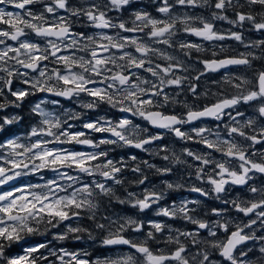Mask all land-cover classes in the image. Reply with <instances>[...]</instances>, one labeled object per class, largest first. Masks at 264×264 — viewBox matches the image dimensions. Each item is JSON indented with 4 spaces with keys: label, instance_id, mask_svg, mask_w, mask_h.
Masks as SVG:
<instances>
[{
    "label": "snow or ice",
    "instance_id": "obj_1",
    "mask_svg": "<svg viewBox=\"0 0 264 264\" xmlns=\"http://www.w3.org/2000/svg\"><path fill=\"white\" fill-rule=\"evenodd\" d=\"M246 2L264 6V0ZM132 3L133 0H90L87 6L84 3L73 6L70 0H0L3 5L0 7V25L3 26L0 27V96H4L7 89L15 98L13 101L5 99L0 103V110L10 105L19 108L26 97L44 93L46 97L76 99L78 102L83 95L90 98L81 102L85 109L95 110L108 105L120 113L138 116L180 140L203 145V152L185 148L184 153L198 162L195 179L210 184L211 188L205 190L193 185L190 191L204 197L215 194L217 200L231 205L237 213L249 219L236 223L227 219H216L211 223L197 219L190 215L194 209L189 207L199 203L195 200L160 207L156 215L169 218L181 215L196 225L197 231L175 230V234H171L173 229L156 220L147 221L149 230L145 231V222L130 216L98 215L102 204L106 207L113 200L144 211L159 204L165 196L164 190L158 192L150 188H145L142 196L135 192H127V199L117 196L115 186L124 183L120 174L127 164L123 159L114 161L101 145L119 144L149 151L146 146L162 140L164 135L153 133L140 138V132L148 130L140 129L127 115L117 121L99 116L82 124L87 131L73 130L76 126L70 121L79 120L81 113L47 110V105L59 106L60 100L45 98L31 108L39 119L23 135L0 137V186L29 174L54 173L43 184L0 191V264H40L48 261L49 256H55L59 264H217L210 258L208 249L218 251L228 264H254L251 260L241 259L253 251L252 247L246 250L240 247L249 241L259 242L258 251L264 254V235L257 236L254 227L258 225L264 229V186L250 183L256 174L264 175V151L256 149L257 145L264 146V70L254 72L251 78L226 71L221 80L234 92L227 95L215 93L216 101L202 109L178 99L185 85H188L187 91L198 98L194 81L232 66L252 68V61L264 57V52L261 56L248 51L222 59H202L199 62L203 70L190 78L187 73L191 66L176 54L177 50L183 57H190L193 50L203 52L205 49L199 43L174 39L182 32L203 41L232 39L245 48H261L264 39L245 43L241 32L229 30L222 33L212 21L227 20L241 28L248 22L255 31L264 32V15L258 20L250 12L236 11L235 19L229 20L227 15L221 14L229 8H243L239 0L235 5L233 0H216L214 8L219 11L213 12L210 20L173 11L176 6H208L209 0H159L156 7L161 14L159 18L140 10L133 12L130 20L109 15L113 11L126 10ZM9 5L18 11H7ZM32 5L42 7L34 11ZM81 18L96 31H75ZM220 51L225 49L221 47ZM212 56H217V52L213 51ZM14 79L28 87L13 90ZM167 89L176 91L170 94ZM177 104H182L186 112L166 114L161 111ZM241 105L254 108V113L247 115L240 110ZM21 119L18 115L0 117V133L10 131L7 126ZM204 119L221 123L215 128L201 126L182 130L183 126ZM92 133H107L114 139L94 140ZM70 145L100 150L66 147ZM162 150L167 151V148ZM130 159L135 161L137 157L131 156ZM162 159L169 161L170 157L164 155ZM173 162L186 164L179 157ZM143 163L161 175L173 171L167 166L156 167L148 161ZM132 171L141 174L137 181L140 185L149 179L139 164ZM163 183L168 190L184 187L167 180ZM236 186H246L253 198L227 199L228 192ZM211 211L216 217H223L228 209L213 208ZM83 219L92 221L94 230L104 234L100 241L102 246H126L128 251L115 258L93 260L89 259L91 254L88 252L66 249H60L59 255L55 250L44 255L40 249H47L48 244L38 243L22 246L23 254L20 255L7 253L14 243H27L29 236L43 235L60 228L64 222ZM199 230H206L207 237L199 238ZM166 231L169 234L162 238L163 243L175 245V248L170 251L154 248L153 243H161L156 234ZM130 232L141 234L143 238L130 235ZM219 232L224 233L223 239ZM75 233H87L91 240L96 238L89 228L80 224L73 226L72 223H67L65 230L53 238L65 240L69 234ZM181 237L190 238V243L201 246V249L189 256V248ZM75 239L81 237L77 235Z\"/></svg>",
    "mask_w": 264,
    "mask_h": 264
},
{
    "label": "flooded vegetation",
    "instance_id": "obj_2",
    "mask_svg": "<svg viewBox=\"0 0 264 264\" xmlns=\"http://www.w3.org/2000/svg\"><path fill=\"white\" fill-rule=\"evenodd\" d=\"M257 6V5H254ZM262 10H264V6H258ZM245 11L244 12H250L251 14L254 13V11H251L249 8V4L247 2L244 3ZM233 10V8H231ZM233 11H231V14ZM75 31H86L89 32L93 29H75ZM197 38V37H196ZM197 41H194L195 43L202 44L205 51L203 52H196L195 50L192 51V58L187 60V62L190 64V72L187 73L189 77H194L198 74V71L203 70V65L199 62L202 59H222L227 56H235L241 53V51L245 50H253V48H245L242 44L240 48H235L234 46H231L229 42H226L225 44L218 46L215 42L217 41H203L200 38H197ZM235 43V42H234ZM223 47L225 49L224 52L220 51V48ZM238 51H236V50ZM241 50V51H240ZM217 52V56L213 57L212 52ZM253 52V51H252ZM264 52V46L261 47V51L259 52V55L261 56V53ZM257 67H263L264 70V57L261 59L253 60L252 61V68L255 69ZM247 66H233L228 70H221L218 73H209L207 76L202 77L200 81H194L197 84V94L198 98L193 96L191 92L187 91L186 85L185 90L182 92L184 94H187L186 97L182 95V101L187 102L188 104L192 105L196 109H202L205 105H210L211 103L215 102L217 99V96L214 95L215 93H224V94H231L234 92V89L231 88L230 85H227L223 82H221L222 76L225 74L226 71L230 72L233 75H244V76H250V73L254 71H247ZM197 69V70H196ZM194 75V76H193ZM214 81H219V83H214ZM188 86V85H187ZM204 93H207V95H204ZM51 99H59L60 102H64V98H58V97H52ZM67 100V99H66ZM69 101V100H67ZM68 106V105H67ZM29 108V107H28ZM240 110L244 111L247 115H252L254 113V108H250L248 106L241 105ZM161 111H164L166 114H181L186 112V109L183 108L182 104L177 105H169L165 109H161ZM130 119H134V123L140 126V129H147V132H140V138H143L147 135L153 134V133H163L164 138L160 141H155L151 145H147L146 147L149 149V151H143L141 149H136L134 147L129 146H121V145H102V150L109 151L110 158H112L114 161H118L123 159L127 167L125 170L120 174L121 178L124 180V183L122 185L115 186L116 188V195L119 196L121 199H127V192H135L137 195L143 194L144 187H146L148 184H156L160 181L159 173L156 172L155 168L149 169L143 161H148L150 164L158 166L160 165H166L167 167H170L173 169L172 173H169L167 175H164V180L166 179L168 182L172 183H180L183 184L184 187L179 189H172L168 190L166 189L164 183H161V190H164L166 193V206L171 207L172 205H180V199L183 195H188V200L199 201L197 204H191L189 205L190 208L194 209L193 212L190 214H193L197 217V219H201L204 221H207L211 223L212 221L216 219H227L232 220L233 223L240 222V221H247L248 217H244L242 214L237 213L231 205H225L222 200H217L215 198V194L210 193L208 197L201 196L199 193H195L190 191V187L195 185L197 187H201L205 190H209L211 188V185L206 182L197 181L195 179V167L198 165V162L194 161L191 157H188L186 153H184V149L188 148L195 152H203L205 151L204 146L195 143L194 141H183L179 138L175 137L174 134L167 132L163 129H157L151 126L147 121H144L143 119H139L138 117H133L131 114H128ZM227 118H225V121ZM34 122V120H32ZM221 122L212 120V119H204L200 121H195L192 124L183 126L182 130H189L192 127H201V126H208L215 128L217 124ZM18 126H20V129L18 131L19 134H24L26 130L28 129L26 127L27 122L21 120L18 123ZM16 124H13L10 127V131H5L4 133H0V137H10L12 134L16 132L15 128ZM66 147H74L76 150H83L85 147L87 148V151H95L97 149H92L87 146H81V145H70ZM167 148V151H164L162 149ZM256 149L264 151V146L257 145ZM84 151V150H83ZM158 153V154H157ZM164 155H168L170 157L169 161H164L162 157ZM131 156H136L137 160L133 161L130 159ZM176 157H179L180 160L186 161V164H176L173 161ZM258 159V157H257ZM139 164L140 168L143 170V173L149 177V179L145 182V184L140 185L137 183L138 179L140 178V173H135L132 171L133 168H135ZM191 165V167H188ZM191 174V176H189ZM24 177L18 181L14 180L10 184H16L17 182L21 184H26V181L23 180ZM23 181V182H22ZM250 183H253L257 186H264V175L262 174H256L254 176V179L250 181ZM224 196V194H221ZM193 198V199H192ZM227 199H251L252 194L248 193L246 190V186L240 187L236 186L231 188V190L228 192ZM153 207V206H152ZM151 207V208H152ZM151 208L146 209L144 211H140L138 208L132 207L130 204H119L115 200H113L110 204H107L105 207L103 204L101 206V210L103 211V214H109L113 213L120 217H132L133 219H138L145 222V231L149 230V227L147 226V221L151 219L150 215L148 214ZM213 208H227L228 211L224 214L223 217H216L212 213ZM175 218H169L166 217V224H170L172 222L177 223L181 219ZM170 222V223H169ZM80 226L89 228L90 230L93 229V235L96 237L95 240H91L88 238L87 233H75V234H69V237L65 240H63L62 245L66 247L65 249L68 251H78V252H88L90 253L89 259H96V258H106V257H112L115 258L116 255L127 252L128 248L126 246H119V247H105L102 246L100 243L103 233H98L97 230H94V225L92 223V226L90 227L88 224L86 225L85 222H80ZM256 228V234L257 236L264 235V229H260L257 226H254ZM173 232L171 234H175L176 228H172ZM188 229L190 231L197 229L196 225L188 224ZM179 231L181 230V227L179 226ZM200 236L207 237V231L206 230H199ZM248 231V230H246ZM166 235L169 234L167 231L165 232ZM133 236H140V238H143L141 234H134L129 233ZM79 235L81 239L77 240L75 239V236ZM218 235L221 239L224 238V233L219 232ZM45 240L44 237L41 236H34L31 239H27V243H24V247L29 246L34 241H42ZM51 241V246H53V237H51L48 240L45 241ZM72 241H75L72 242ZM41 243V242H40ZM151 243V242H150ZM253 242L249 241L246 245H241V248H245L248 245L252 244ZM59 246V244H57ZM152 246L154 248L165 246L163 242L160 244L153 243ZM175 245H166L165 251H170L174 249ZM200 250V248H199ZM198 250V251H199ZM213 253H211V257H214V259L221 258L223 262L224 259L219 255V252L213 249ZM239 251V249L237 250ZM57 254L59 255L60 252L57 251ZM189 255L192 254V252L188 253ZM251 255V254H250ZM53 256L52 258H54ZM251 257V256H250ZM57 259V258H56ZM51 259V264H59L58 262H55V260ZM228 263V262H226Z\"/></svg>",
    "mask_w": 264,
    "mask_h": 264
},
{
    "label": "rangeland",
    "instance_id": "obj_3",
    "mask_svg": "<svg viewBox=\"0 0 264 264\" xmlns=\"http://www.w3.org/2000/svg\"><path fill=\"white\" fill-rule=\"evenodd\" d=\"M70 2L73 4V6H79L81 3H84L85 6H87V3L90 2V0H70ZM158 2H159V0H133V3L131 5H129L126 10H122L121 12L113 11V12H110L109 15L112 16V17L119 18V19L130 20L132 18V13L135 12V11L140 10V11H147V12L151 13L153 16H156V17L159 18L161 14H159L156 11V7L158 5ZM170 2H171V0H170ZM215 2H216V0H209L208 6L195 7V8H193V7L176 6L173 9V11L175 13H177V14L188 13L189 15L202 16L205 19H209L210 20L211 19V14L213 12L219 11V10H216L214 8ZM236 2H237V0H233V4L234 5L236 4ZM245 2H246V0H239V3L242 4V5H244ZM2 6L3 5H0V7H2ZM30 7H32V9L35 11V10L40 9L42 7V5H32ZM249 8H250L251 11H254V13H252V14L255 15L258 20L260 19L259 16L264 15L262 10L259 9V7H256L254 5H249ZM6 10L7 11H13V12L18 11L17 9H15L11 5L7 6ZM61 14H64V13H61ZM227 14L229 15L228 12H227ZM73 19H75V18H73ZM83 19L84 18H81V21L78 22L75 25V29H93V28L89 27L87 24H85L83 22ZM230 20H232V19H230ZM212 22L214 23L216 29H218L222 33H227L229 30L241 32L243 34L245 43L255 42V41L264 39V32L255 31L248 22H245V25H244L243 28H241L239 25H232L227 20H214ZM0 27H3V26L0 25ZM94 31H96V30L93 29V30L89 31L88 33H92ZM174 39H176V40H188V41H191V42H194V41L198 40L196 37L189 36V35L184 34L182 32L178 33L177 36ZM226 42H229V44L231 46H234L235 48H240L241 45H242L240 42H237V41L232 40V39H226V40H223V41H217L215 43L218 46H221V45L225 44ZM169 51H172V50L170 49ZM248 51H251V52L253 51V53H255V55H259V52L261 51V48H253V50H248ZM248 51L247 50L241 51V53L248 52ZM176 54L180 55L181 59H184L186 61L192 58V55L190 57H183V55L181 53H179L178 50H177ZM246 70L247 71L253 70L254 72H256V71L263 70V67H257L255 69L247 68ZM197 72H199V71L197 70ZM253 74L254 73L251 72L249 78H251L253 76ZM12 87H13V90H15L17 88H26L28 86L24 85L19 80H15L14 79ZM186 87H188V86L186 85ZM185 89L186 88L184 86V90ZM167 91H169L170 94H174L176 90L175 89H167ZM182 95H184L186 97L187 94H184V93L181 92L180 96L178 97V99L180 101H182ZM45 98L51 99L52 97L51 96H47L46 97V95L44 93H36L35 95H30V96L25 98V100L22 102V104H21V106L19 108H16V107L10 105L9 107H7L4 110H0V117L6 116V115L7 116L18 115V116L22 117L21 120L27 122L26 127L29 128L30 125H34L39 119L37 116H35L31 112V108L33 107V105L35 103H37L41 99H45ZM5 99H7V101H13L15 99L14 97H12L8 93L7 89H5L4 96H0V103H4ZM89 99L90 98L85 97V96L82 95V97L80 98V102H78L76 99L69 100V101L64 99V102H66V104L60 102L59 106L47 105L46 108H47V110H55L57 112H63L65 110H70L71 112H79V113H81V118L79 120L70 121V123H72V124H74L76 126L73 130H84L82 128V124L84 122H86L88 120H94V119H96L99 116H104L106 119H109V120H112V121H117L118 119L122 118L125 115H127L129 117L128 114L120 113L119 111H117L115 109H111L108 105H101L100 107H98L95 110H90V109L83 108L81 106V102H87V100H89ZM138 118L141 119L140 117H138ZM32 120H34V122H32ZM132 120L135 121L134 119H132ZM11 126L12 125L7 126V128L10 129ZM15 128H16V132L14 134H19L18 131L20 129V126H18L17 123H16ZM84 131H87V130H84ZM19 135H23V134H19ZM91 138L94 139V140H99V139H102V138L114 139V137H111L110 134H107V133H92L91 134ZM83 150L87 151V148L85 147ZM98 150H100V149H97L95 151H98ZM163 166H166V165L158 164L157 167H163ZM53 176H54V173L49 172V171H45L43 173L29 174L27 176H21V177H18L16 180L20 181L24 177L23 180L26 181V184H21V183L17 182L15 185L14 184L12 185L10 183H12L13 181H11L7 185L0 186V191H7V190H10L11 188H14V187H24V186H26L28 184H43V183L46 182L47 179H50ZM159 176L161 178H160V181L158 183H156L154 185L148 184L146 187H144V189L145 188H150V189H154V190H156L158 192L161 191V186H162L161 183H163V181H165L166 179L164 180V175L159 174ZM37 191H39V189H37ZM188 199H189L188 195L185 194V195H183L181 197L180 202L188 200ZM193 200H195V199H193ZM160 207H167L166 206V193H165L164 198L159 202V204L153 205V207L151 208V210L148 213L150 215V217H151L150 220H156V221H161V222L166 223V217H162V216H157L156 215V212H157V210ZM100 214H103V211L101 209H99V212H98V215H100ZM190 215H193V214H190ZM193 216L195 218H197L195 215H193ZM181 218H182V216L178 215L176 219H181ZM248 219H249V217H248ZM80 222H85V224L86 225L88 224L90 227L92 226V223H93L92 221H90L88 219H83V220H80V221L64 222V224H61L60 228L51 229L50 231L45 232L43 235H32V236H29L27 239H31L34 236H41V237H44L45 240H48L51 237H54L55 234L63 232L65 230V225L67 223H72L73 226H76V224H79ZM188 224H190V222H188L187 220L182 219V220L178 221L177 223L172 222V223L167 224V225L171 229L172 228H176V230H178L179 226H180L181 227L180 231H190L188 229ZM43 230H44V226L41 225V231H43ZM91 230L93 231V229H91ZM97 231H98V233H101L99 230H97ZM192 231H197V229L192 230ZM156 235H157L158 238H161V242H163L162 238L166 235V233H158ZM199 238L203 239L205 237L204 236H200ZM180 239L186 244V246L189 248V252H192V254L195 253L196 251H198L199 248L201 249V246L192 245L190 243V238L181 237ZM45 240L40 241L41 243H47L48 244V248L47 249H40V253H43L44 255H48L50 250H55L56 252L57 251L60 252V249H65L66 248V247H64L62 245L63 240H58V239H54L53 238V246H51L52 244H51L50 240L49 241H45ZM40 242L34 241L30 245H35V244H38ZM72 242L75 243V241H72ZM57 244H59V246H57ZM22 246L24 247V242L23 241H21L20 243H14L11 246V248L7 249V253H8V250L10 252V250L13 249V250H15L17 252L14 255L23 254ZM248 247H252L253 251L251 253H249V255L247 257H241V259L251 260L252 262H254V264H264V254H261L258 251L259 242H255V243L253 242L252 244L248 245L244 249L246 250ZM160 248H164L166 250V245L165 246H161ZM208 250H209V252L210 251L212 253L214 252L213 249H208ZM40 253H37L36 255H39ZM191 255H189V256H191ZM52 257L53 256H49L48 261H41L40 264H51V259L52 260L56 259V257H54V258H52ZM210 258L215 260V261H217V264H228L226 262H223L221 258H217L216 257L214 259V257H211V253H210ZM55 262H58V260L56 259Z\"/></svg>",
    "mask_w": 264,
    "mask_h": 264
},
{
    "label": "trees",
    "instance_id": "obj_4",
    "mask_svg": "<svg viewBox=\"0 0 264 264\" xmlns=\"http://www.w3.org/2000/svg\"><path fill=\"white\" fill-rule=\"evenodd\" d=\"M259 5H257L256 7H258ZM260 10H262L261 8H259ZM231 11H233V13L231 14ZM236 11H245V8H233V10L231 9V8H229V9H226L223 13H221L222 15H227L228 16V18H229V20L230 19H235V12ZM227 12L229 13V15L227 14ZM262 12H263V14H264V10H262ZM262 15V14H261ZM259 18H261V16H259ZM18 251V250H17ZM8 253L9 254H11V255H14V254H16L17 252L15 251V250H13V249H11L10 250V252H9V250H8Z\"/></svg>",
    "mask_w": 264,
    "mask_h": 264
},
{
    "label": "water",
    "instance_id": "obj_5",
    "mask_svg": "<svg viewBox=\"0 0 264 264\" xmlns=\"http://www.w3.org/2000/svg\"><path fill=\"white\" fill-rule=\"evenodd\" d=\"M233 67V66H232ZM223 70V69H222Z\"/></svg>",
    "mask_w": 264,
    "mask_h": 264
}]
</instances>
